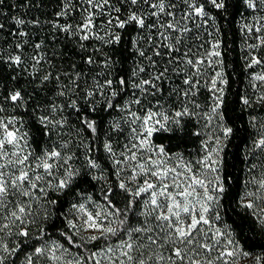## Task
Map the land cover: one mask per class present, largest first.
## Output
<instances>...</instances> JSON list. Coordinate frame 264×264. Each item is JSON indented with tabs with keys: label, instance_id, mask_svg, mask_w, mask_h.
Here are the masks:
<instances>
[{
	"label": "snow or ice",
	"instance_id": "obj_1",
	"mask_svg": "<svg viewBox=\"0 0 264 264\" xmlns=\"http://www.w3.org/2000/svg\"><path fill=\"white\" fill-rule=\"evenodd\" d=\"M62 2L63 7L56 15L68 17L75 6L72 0ZM81 3L86 7L80 9L83 15L78 23H54L53 27L67 34L79 53H87L81 61L89 66L87 70L73 61L68 69L57 71L47 53L40 51L42 42L34 45L37 51L30 57V65L26 64L22 44L15 45L14 54L6 58L0 55V64L6 65L4 70H19L31 77V83L39 81L37 87L41 91L54 82L56 95L68 101L66 104L50 101L46 108L37 104L33 109L43 108L36 121L41 134L52 141L37 150L29 141V133L23 130L22 117L15 114L16 109L27 108L28 94L12 88L3 96L0 264H16L24 248H30L25 254V264H236L239 256L249 257L251 253L242 250L229 225L222 222L221 201L226 181L218 159L222 140L216 129L224 139L233 130L216 123L224 119L227 49L217 38L219 29L216 34L208 31L209 23L215 24L216 17L207 6L224 11L228 8L227 0H81ZM244 3L254 12L264 11V0H244ZM12 19L17 25L13 34L19 36L27 35L20 30L21 26L39 23L38 19ZM256 22L258 27L245 24V30H264V15L258 16ZM3 28L0 24V30ZM200 29L211 39L186 44L191 33ZM129 32V47L124 51L130 52L133 66L124 72L123 60L128 57L123 56L118 46L125 43V33ZM257 38L259 44L248 45L249 48L264 46V36ZM197 39L203 40L201 36ZM57 55L63 58L66 54L62 51L52 54ZM262 63L253 55L247 68ZM170 73L183 76L182 83H175ZM18 79L19 74L11 77L13 81ZM253 79L264 82V75H255ZM201 88L211 93L208 105L198 102ZM259 99L264 103V94ZM9 103L13 114L5 115ZM241 103L249 105L250 100L242 96ZM98 107L105 113L123 114L110 124L112 132L122 134L123 125L130 132L120 151L111 136L103 143V150L114 165L116 186L125 194L124 207H118L113 200L116 186L101 189L100 210H90L89 205L95 203L92 194L85 197L79 191L77 195L85 202L72 204L80 215L67 220V228L61 231L66 243L51 239L45 228L39 226L35 240L29 244L33 240V226L46 223L60 211L61 196L73 189L78 178L80 182L83 178H106L99 157L92 155V143L83 138L85 132L97 133V120L92 114L97 113ZM66 108L73 110L68 116L74 113L79 126L70 125L64 114ZM185 118L188 122L203 120L202 129H208V135L201 141L204 155L198 159H185L182 153H169L165 145L154 143L158 134L182 131L186 127ZM202 134L201 130L192 133L196 137ZM54 136L56 139L52 140ZM212 141L216 147L210 146ZM254 148L264 151V134L254 141ZM96 150L99 151V144ZM81 155L84 163L77 166ZM257 167L251 164L252 178L245 183L248 190L239 203L264 224V163L259 165L258 176ZM92 170L100 175L92 174ZM130 214L136 217L135 224ZM100 241L102 245L96 247ZM73 248L77 249L75 255ZM255 261L264 264V256L255 257Z\"/></svg>",
	"mask_w": 264,
	"mask_h": 264
},
{
	"label": "trees",
	"instance_id": "obj_2",
	"mask_svg": "<svg viewBox=\"0 0 264 264\" xmlns=\"http://www.w3.org/2000/svg\"><path fill=\"white\" fill-rule=\"evenodd\" d=\"M72 3L75 7L68 17H57L56 14L63 7L62 0H2L0 2V24H3L4 28L0 30V55L6 58L10 53L14 54L16 51L15 45L19 43L24 46V58L26 64L30 65L32 64L30 57L37 51L34 45L42 42L43 47L40 51L47 53L52 62L57 65V71L68 69L73 61L78 63L79 68L87 70L89 66L81 62L82 57L87 53H79L75 42L67 34L53 27L54 23L65 24L71 22L76 24L81 20L83 13L80 9L86 7V5L82 4L81 0H72ZM227 3L228 8L220 12L212 8L210 4L207 6L211 14L216 17L215 24L209 23L208 31L216 34L217 29H219L217 38L223 41L222 46L227 49L224 56L225 72L228 79L222 105L224 119L222 122L217 121L216 123L227 125L233 130L230 136L224 139L222 132L216 129V134L222 137V151L218 159L221 161V175L226 181L224 185L225 192L221 201L223 205L222 222L229 225L233 237L239 242L242 250L251 253L247 257V261L242 258L241 261H236V264H256L255 257L264 256V224L258 221L249 209L241 207L239 201L244 192V185L251 164L255 163L259 166L264 158V155L254 148L256 137L263 133L260 132L261 127L258 130L256 123L258 121L264 123V103H261L259 99L264 94V84L254 88L251 82L252 73L261 71L264 75V63L247 68L249 63L247 51H252L255 56L264 61V46L255 47L254 50V48H249L248 45H258L259 42L251 41L250 44H246L243 39L244 25L251 21L254 11L246 7L244 0H227ZM13 17L23 18L25 21L38 19L39 23H28L21 26L20 30L26 32V36L14 35L13 33L17 31V25L13 22ZM104 18L106 19V17ZM130 34V32L125 33V43L118 46V50L123 53V56L128 57L123 60L124 72H128L133 66L130 52L124 51L126 47H129L127 39ZM197 36H201L203 40H198ZM209 39L211 37L203 29L194 30L191 33V39L186 41V44H199ZM205 47H207V44ZM61 51L66 54L65 57L52 56L53 52L59 53ZM5 68L6 65L0 64V105L4 104L3 96L7 95V92L12 88L25 91L28 94L25 96V100L28 101L27 108L16 109L15 114L22 117L23 130L29 133V141L33 148L39 150L45 144H51L52 141L41 134L40 126L36 121V117L41 114L43 108L37 111L33 109L37 104L46 108L50 101H55L57 104L61 102L66 104L68 103L67 99L56 95L54 82L49 83L41 91L37 87L39 81L35 84L31 83V77H27L26 74L19 73V70L11 68L4 70ZM208 72L211 74L212 69L209 68ZM17 74H19V79L11 80V77ZM170 75L175 83H182L183 76L177 77L171 73ZM90 76L91 73L89 79ZM34 90L35 94H33ZM242 96L249 98V105L241 103ZM210 97L211 93L207 88H201L197 99L202 105H208ZM72 111V109L66 108L64 114L68 116ZM4 114H13V107L10 103L7 105V111ZM92 116L97 120V133L85 132L83 138H85L86 143H92V155L99 157L98 162L105 170L104 176L106 178L100 180L83 178V182H80V178H78L73 189L68 194L61 196L62 206L60 211L46 223L42 222L41 225L33 226V240H29V244L35 240L39 226L45 228L51 239L66 243L60 233L67 228V220L80 215L72 208V204L85 202L84 198L77 195V192L83 191L85 197L92 194L95 203L90 204L89 208L90 210L93 208L100 210V204L103 203L101 189L118 185V179L113 172L114 165L108 158L107 153L104 152L103 143L108 136H111L116 150L120 151L130 137V132L127 125H123L122 134L110 130L112 121L120 120L123 116L120 112L105 113L98 107L97 113H93ZM68 119L70 125L79 126L74 113L68 116ZM185 120L186 127L182 131L158 134L154 137V143L165 145L169 153H182L185 159H198L204 155L201 141L206 138L208 129H202L203 120L199 122L195 119L190 122L187 121V118ZM197 130L203 132L200 137L192 135ZM55 139L54 136L52 140ZM77 143H79V140H77ZM97 144H99V151L96 150ZM82 151L83 149H81ZM76 163L77 166L84 163L82 155ZM109 173L112 174L108 175ZM92 174L100 175L97 170H92ZM81 177H83V171ZM113 200L121 208L126 203L125 194L120 191L118 186L115 187ZM131 219L132 223L135 224L136 217L131 215ZM102 243V241L96 242V247H100ZM29 251L30 248H24V251L20 252L16 264H25V254ZM72 253L75 255L77 249L73 248Z\"/></svg>",
	"mask_w": 264,
	"mask_h": 264
},
{
	"label": "rangeland",
	"instance_id": "obj_3",
	"mask_svg": "<svg viewBox=\"0 0 264 264\" xmlns=\"http://www.w3.org/2000/svg\"><path fill=\"white\" fill-rule=\"evenodd\" d=\"M254 14V16L251 18V21L248 23V24H251V25H254V26H259L258 24H257V22H256V18L258 17V16H261V15H264V11H260V12H254L253 13ZM261 36H264V30H261L260 32H256V31H252V32H248L247 30H245V28L243 29V39H244V41L246 42V44H250L251 43V41L253 42H259V40H258V38L257 37H261ZM254 50H255V48H254ZM248 52V60H249V63H250V61H251V56H253V55H255L252 51H247ZM259 65V64H258ZM255 75H263L262 74V72L261 71H257V72H254V73H252L251 74V82H252V86L255 84V85H258V86H261V85H263L264 84V82H259V81H256V80H254L253 79V77L255 76ZM256 126L258 127V130H259V127H261L262 129H260V132H263L262 134H264V123H261L260 121H258V123H256ZM262 134H259L260 136L262 135ZM208 135V134H207ZM206 135V136H207ZM260 136H258V137H256V139L255 140H257ZM221 140H222V137H221ZM210 146H212V147H216V144H215V142L214 141H212L211 142V145ZM222 146V144L220 145V147ZM263 155H264V151H261V150H259ZM262 163H264V158L262 159ZM261 164V163H260ZM259 164V165H260ZM260 171H261V169H260V167L258 166L257 167V169H256V174H257V176L260 174ZM251 178H252V172L251 171H249V173H248V175H247V179H246V182L247 181H249V180H251ZM245 182V183H246ZM248 188L249 189H251L252 188V185L251 184H249L248 185ZM246 190H248V189H246L245 188V185H244V192L246 191ZM244 192H243V194H244ZM251 211V210H250ZM252 212V211H251ZM253 213V212H252ZM254 215V214H253ZM255 216V218L257 219V217H256V215H254ZM258 221H260L261 222V220L260 219H257ZM242 258L243 259H245L246 261H247V257H243V256H239L238 258H237V260L236 261H241L242 260Z\"/></svg>",
	"mask_w": 264,
	"mask_h": 264
}]
</instances>
